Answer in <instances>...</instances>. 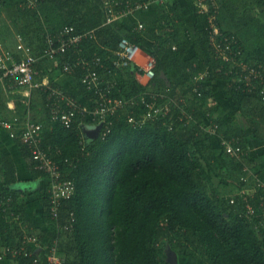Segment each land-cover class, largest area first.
<instances>
[{
  "label": "trees",
  "instance_id": "1",
  "mask_svg": "<svg viewBox=\"0 0 264 264\" xmlns=\"http://www.w3.org/2000/svg\"><path fill=\"white\" fill-rule=\"evenodd\" d=\"M159 1L156 42L153 49H148L144 32L138 31L136 26L129 28L124 20L106 24L104 0H40V4L34 9L18 1L13 4L0 0V13L6 11L9 22L14 24L21 35L18 39L21 38L23 44L30 47L35 55L41 54L46 48L48 34L56 36L65 27H75L77 32L95 31V39L87 40L82 45L83 52L79 53L73 47L66 53L59 54L55 61L50 60L55 63L51 72L58 69L62 71L64 63H74L80 57L91 59L97 55L112 69L110 76L101 73L108 79L116 80L114 97H129L148 89L169 91V94L179 99L187 98L192 107L197 103L198 119H202V110L205 109L204 114L210 112V119L219 124V130L214 135L202 131L196 125L178 127L180 117L183 116L182 110L191 109L177 99L184 109L177 106L172 110V121L175 122L173 129H169L170 118L148 121L142 128L135 129L128 123L127 115L121 112L112 119L113 125L107 135L104 138L102 135L90 138L87 142L89 149L83 151L80 145L81 129L85 122H92L89 115L77 116L72 125L66 127L60 119L51 116L47 96L43 90H38L41 94L39 104L45 114L44 118L37 121L43 125V146L52 149L65 177L73 179L77 187L74 197L63 204L60 222L69 221L70 213L75 214L76 222L70 232L63 233L58 229L50 214L47 185L43 190L37 191L43 210V224L40 228L34 227L27 220L28 201L19 199L16 185L20 180L16 164L12 157L0 152V237H6L0 255L5 247L18 246L25 232L35 235L41 247V251L31 247L33 256H13L10 253L2 260H12L15 264H35L34 259L38 257L41 259L39 264H46L44 259L47 249L57 245L59 255L64 259L62 264H166L167 246L170 245L177 253L182 251L200 264H264V238L260 237L257 230L262 217L256 216L252 220L242 214L244 207L240 193L247 184L257 182L252 175L249 176V181L245 180L249 174L244 171L245 167L251 170L257 165L256 160L248 153V133L232 119L225 121L215 118L219 105L209 107L207 103L210 93L205 90L209 84L231 77L225 75L226 67L222 73L217 71L221 62L212 55L206 19L198 17L197 40L193 41L185 34L186 19L181 3L177 0L171 3ZM118 2L122 4L127 1ZM220 2L224 8L219 20L222 29L236 35L240 44L244 45L240 38L243 36V29L256 21L254 11L264 14V0ZM41 4L42 10L39 8ZM254 5H257L258 10ZM47 6H50L52 12H48ZM121 7L125 9L124 5ZM121 7L119 10H122ZM57 9L60 13L56 16ZM248 14L250 15L247 16ZM27 16L33 20L29 29L25 30L19 27V23ZM58 16H65V21L69 18L68 22L57 29L53 26L43 35L42 17L45 21L51 18L48 21L50 25L55 21L53 17ZM224 25L227 29L223 28ZM124 38L150 54L155 62V77L146 85L133 77L135 65L134 68L130 66L127 72L113 66L115 54ZM192 48L194 56L187 58ZM248 57L252 62L264 65V46L254 48ZM46 61L48 60L37 64L40 71L41 63ZM171 70H176L180 76L176 80H170L168 85L162 74L168 75ZM205 70L209 77L200 85L202 95L199 97L193 91L196 85L194 79ZM85 72L83 67H78L72 75L80 81V90L85 98L94 102L96 93L82 83ZM51 83L64 90L52 80ZM228 92L243 106L254 101L261 103L255 105L252 112L255 117L248 119L247 123L255 138L264 141V135L260 134V129L264 127V102L259 100L258 91L246 93L233 83L228 87ZM31 106L34 107V102ZM20 134L21 132L13 138L22 156L28 161L31 172L35 177H46L36 169L31 151L22 143ZM222 138L239 140V157H232L225 152L221 145ZM213 140L217 141V146L213 144ZM215 148L227 156L226 160L230 161L232 171L237 174V177L229 179L237 185L238 191L226 194L225 197L208 196L211 173L205 175L201 172L203 160L211 165L209 160L215 159ZM214 163V170L217 171L220 169L219 163L216 159ZM217 174L220 173L217 171ZM262 196L264 192L259 188L255 199H251L250 203L254 204L257 200L264 203ZM233 198L236 205L231 204ZM9 199L12 201L7 203ZM6 207H11L19 220ZM259 229L264 232V227Z\"/></svg>",
  "mask_w": 264,
  "mask_h": 264
},
{
  "label": "built area",
  "instance_id": "2",
  "mask_svg": "<svg viewBox=\"0 0 264 264\" xmlns=\"http://www.w3.org/2000/svg\"><path fill=\"white\" fill-rule=\"evenodd\" d=\"M196 7L199 9V13L202 15L208 14L209 25L206 28L209 34V42L213 45L214 49L222 54L224 61L233 64L242 70L247 71L248 74L245 77L238 78L239 89L246 85L251 88L253 86V79H258V82L262 83L261 97L264 101V79L263 66L259 65L255 68L246 66V62L242 59V53L237 47V40L234 37H230L222 33L219 29L216 21V14L214 9L216 8L214 0H192ZM22 4L27 5L29 8H36L40 4V0H21ZM107 21L106 24H112L115 21L123 20L126 16L136 13L138 11L147 10L150 8L148 3L131 2L119 3L117 0H104ZM125 6V9L121 7ZM119 7L122 10H119ZM143 24L138 25V29L141 30ZM95 39V31L88 30L83 32H77L75 27L68 26L60 30L56 36L51 34L47 35V46L44 51L35 55L34 53H27L28 49L24 46L22 39H19L17 49L24 51L26 55L20 57L19 53L13 50L7 49L0 43V73L1 80L6 81L7 86L10 89L25 88L29 92L35 90H43L48 99V108L50 109L51 116L54 119H60L61 123L70 127L77 116H94L97 119V135L104 138L110 131V127L113 125V118L116 117L117 111L123 108L127 104L135 105V99L141 98L146 106V111L143 115L130 114L127 119L128 123L133 128H142L148 121H158L165 118H170L169 129H173L174 122L172 105L174 101L169 99L168 95L163 91H147L141 96H135L131 99H120L113 96V90L116 88L115 79H103L102 73L109 75L112 73L111 67H107L105 60L102 57L95 55V57L89 59L87 57H80L74 63H64L62 71L66 74H73L75 68L83 67L86 72L82 78V83L90 90L96 93L97 98L93 102L94 110L91 112L88 108L84 107L82 103L68 94L66 91L52 86V83L48 76L39 80L38 76L40 70L37 68V64L44 60H55L59 54L66 53L71 48H76L79 53L83 52L82 45L85 41ZM141 52L140 47L130 43L127 38L122 39L119 44V50L116 52L117 58L113 61V66L116 69H125L132 62L136 61L138 53ZM138 72L143 77L147 78V83L152 81L155 77V62L153 58L147 59L144 63L137 65ZM104 69V70H103ZM102 70V71H101ZM107 73V74H106ZM110 76V75H109ZM206 74H198L195 78L196 87L195 92L201 96V88L197 85L198 82L205 79ZM158 101H162L159 103ZM187 125L192 123L193 117L188 112H184L181 117ZM186 119V120H185ZM1 124L4 128L12 130L11 136L15 137L14 123L8 121H2ZM206 127V128H205ZM208 133L216 134L218 125L209 123L207 126H202ZM41 123L35 122L31 119H27L24 124L23 131L20 134V139L23 144L27 145L31 151L34 161L36 162V169L44 173L48 179L49 193H50V213L56 226L63 233L72 231L73 225L76 222V216L74 213H70L69 221L61 223V209L65 201L72 199L76 193V182L73 179L66 178L62 172L60 163L54 158L51 148L43 146ZM90 138L87 136H81L80 145L82 150H87V142ZM222 147L225 148V152L232 157H239L241 154L240 142L238 139L222 138ZM89 149V148H88ZM59 153V152H58ZM67 162V161H66ZM252 170V169H251ZM247 167L244 171H248L245 177L246 181H249L251 175ZM254 177V176H253ZM255 179V178H254ZM254 187L260 189L264 186H260L259 182L255 183ZM253 186L251 188H254ZM244 189V193H240L243 200L241 201L244 210L242 214L249 218L254 219L256 216L262 217V221L258 224V228L264 227V211L261 212L259 206L254 202L250 203L255 194H250L249 189ZM234 199V198H233ZM231 200V204L236 205V201ZM12 200L9 199L7 203ZM9 205V204H8ZM12 216H16L12 208L9 207ZM19 220V216L15 217ZM39 239L35 235L27 234L25 232L21 243L16 247H5L1 252L0 260L7 254L13 256L24 255L27 257L33 256L32 248L41 249L39 246ZM47 259L46 264H62L63 258L59 255L57 245L47 249L45 255ZM38 257L34 259L35 264H39Z\"/></svg>",
  "mask_w": 264,
  "mask_h": 264
},
{
  "label": "crops",
  "instance_id": "3",
  "mask_svg": "<svg viewBox=\"0 0 264 264\" xmlns=\"http://www.w3.org/2000/svg\"><path fill=\"white\" fill-rule=\"evenodd\" d=\"M6 1H9L13 4H15L17 2V0H6ZM117 1H119V0H117ZM126 1H131V2L139 1L142 3H148L149 4V6H150L149 9L143 10V11H138L136 13H132V14L126 16L123 20H124V24L127 27L133 28L134 26H136L138 31H143L146 47L148 49H153L155 42H156V34L158 33L157 28H156L157 21H158L157 9H158L159 3H161V2L159 0H126ZM161 1L162 2L167 1V2L171 3V1H174V0H161ZM177 1L179 3H181L182 10L184 12V16L186 19V21H185V23H186L185 34L190 39L195 41V40H197L196 22H197L198 17L199 18L204 17L206 19V28H207L209 25L208 23H209V17L210 16H208V14H205V15L200 14L198 7L195 6V4L192 0H177ZM18 2H20V4H22L20 0ZM214 2L216 5V8L214 9V13L216 14L215 18H216V21L218 23L219 29L225 35L230 36V37H234L237 40V42H238L237 47L239 48V50L242 53L241 56H242V59L246 62V66L248 65L250 68H255V67H258L259 65H262L263 69H264L263 64L251 61V58L248 57L245 46L240 44L239 39L236 37V35L230 34V33L226 32L225 30L222 29L219 20H220L221 14H222V10H224V8L221 5L220 0H214ZM103 4H104V2H103ZM46 5H48V4H46ZM42 6H43L42 4L39 6V8H41V10H42ZM38 12H39V9H38ZM62 18L64 19L65 16ZM68 19H66V21ZM66 21L64 20L63 23L66 24L68 22V21L67 22ZM140 23L143 24V28L141 30L138 29V25ZM45 25L48 26V24H45ZM53 26L55 29H57V28L61 27V24L60 25L56 24ZM0 27H1L0 28V43L4 47H6L7 49L18 51L20 57H24L26 53H24V51H22V50L17 49V44L19 43V39H15L16 37H18L17 31L14 27V24L9 22V20L6 16V13H2V12L0 13ZM223 28L227 29L225 25L223 26ZM12 41H13V43H12ZM8 43H11V44L9 45ZM209 46H210L213 57L217 61L221 62V66L217 69V71L222 73L223 68L226 67L225 75L230 76L231 78L228 80H224V81L230 82L231 85H233V83L237 84V88H238L240 82H238L237 79L240 78L241 76L245 77L248 74V72L242 70V68H238V67L234 66L233 64H230V63L224 61L222 54L220 52H218L217 50H215L213 45L210 42H209ZM173 49H176V46L175 47L173 46ZM192 51L195 52L192 48L190 50L187 58H192L194 56V55L193 56L191 55ZM115 58H117V54H115ZM149 58H152L151 55L144 52L143 50H141V52L138 53V55L136 57V61H134L128 67H126L124 71L127 72L128 69L130 68V66L132 68H134V65H135V68L133 69V71H134L133 77L135 76L136 80H138L140 83H142L138 79L139 73H138L136 66L142 62H145ZM54 64L55 63L51 62L50 60H48L44 63H41V71H39L40 74L38 76V79L42 80L46 76H48L50 81L52 80L53 82L57 83L68 94L73 95V97L76 98L77 100H79L84 107L88 108V110H90L92 112L95 108L94 104L92 101L90 102L88 99H86L85 96L81 93V90H80L81 85H80V81L77 79V77L72 75V74H66L63 71H60L59 69L54 71V72H51ZM48 72L50 74H47ZM176 73H178L176 70H171L169 72V74L167 75L168 79H167V81L165 80L168 85H170V80L173 81V80H175L174 78H177V79L179 78V76H177ZM201 73L206 74L204 80L208 79L209 76H208L207 70H205L204 72H201ZM102 76L104 77L103 74H102ZM125 76H126V74H125ZM162 78H163V74H162ZM262 78L264 79V71H263V77ZM204 80L197 83L199 85V87H200V85H202V83H205ZM0 81H1V79H0ZM219 81H222V80H219ZM1 82L2 83L0 84V152L5 154V155L12 157L15 164H16L17 175H18V178L20 180L18 182V184L16 185L18 193L20 194L19 199L20 200L26 199V201H28L27 199H29L30 197H33V199L35 198L34 199L35 200V203H34L35 207L29 203V201H30L29 200L28 201L29 208L26 210L27 218H28L27 220L31 221L30 220L31 216L29 214L33 212L32 209L37 210L39 213L43 212L42 206L39 204L37 191L43 190L44 187H47L48 179L45 176L35 177L33 175V173L31 172V170L29 168L28 161L26 160V158L24 156H22L20 149H19V146L16 143L15 138H13L11 136L12 130H8V129L4 128L3 125L1 124V122L2 121H8V122L14 123V130L13 131L16 133V130H17V132L19 133V132L23 131L24 124H25V121L27 119H31V120L37 122V121H40L42 118H44L45 114H44L41 106L38 107L39 113L37 114L40 119L32 118L31 112L29 111L32 108L31 104L33 102H34V106L37 105V102L35 101V99L40 103V101L36 98V96H34L35 92L38 90L29 92L25 88L10 89L7 86V83H4V81H1ZM195 82H196V80L194 79V83ZM252 82H253V86L251 88H248V87H246V85H243L240 88V90H242L243 92H246V93L258 91L259 97H260L261 101H263V99L261 97V90L263 88L262 83L258 82V79H253ZM142 84L146 85V83H142ZM211 84L213 86H216L215 82H212ZM195 87H196V85H195ZM195 87H194V89H195ZM194 89H193V91H194V93H196ZM150 90L151 91H157L154 89H148V90L143 91V92H138V93H136L132 96H129V97H117V98L131 99L132 97H135L136 95L141 96L142 94H144L145 92L150 91ZM161 91H163V90H161ZM163 92L168 95L169 99H172L174 101V106L172 105V110H174V108H176L177 106H180L178 103V100H177L179 98L175 97L174 95L169 94L170 93L169 91H167V92L163 91ZM28 93L30 94L29 98H28ZM40 96H41V94L39 92V98H40ZM199 97H201V96H199ZM30 100H31V104H30ZM179 100L180 101L182 100L184 102V104L186 105V107L189 106L191 109L190 111L182 110L181 113H184L187 111L188 114L191 117H193V119H192V123L187 125L184 122V120H182L180 117V123H179L178 127H187V126L196 125L197 127L200 126L199 128L202 131L208 133L204 128H202V126H207L210 122L213 124H217L210 119V117H209L211 114L210 112L209 113L207 112L206 115L202 114V119H198L196 116V110H194L195 108L191 106V101H188L187 98H185V97H181ZM135 101H136L135 105L127 104L123 108H120L117 111L116 117L121 112L125 113L127 115V117L130 114L143 115L146 111L145 104L143 103L141 98H137V99H135ZM158 102L161 103L162 101H158ZM207 103H209V107L215 106V105L214 106L211 105V103L209 101V97H208ZM180 107H182V106H180ZM88 118L92 122H85L82 125L81 136L84 135V136H87L88 138H90L91 135H96L95 132L97 131V127H95V126H97V119H94V116L93 115L91 116V114L88 116ZM174 124H175V122H174ZM217 125H219V124H217ZM218 130H219V126H218L217 131ZM218 136H219V134H218ZM36 217H38V216H36ZM37 219L42 220L41 218H37ZM31 223H32V221H31ZM42 224H43V222H42ZM33 226L36 227L37 225L33 224ZM5 242H6V237L1 236L0 237V250H1V247L3 245H5ZM45 262H47V259H44V263ZM0 264H15V263L12 260H1Z\"/></svg>",
  "mask_w": 264,
  "mask_h": 264
},
{
  "label": "rangeland",
  "instance_id": "4",
  "mask_svg": "<svg viewBox=\"0 0 264 264\" xmlns=\"http://www.w3.org/2000/svg\"><path fill=\"white\" fill-rule=\"evenodd\" d=\"M17 1H19V0H17ZM221 5H222V3H221ZM254 7L256 10H258L257 5L256 6L254 5ZM49 8H50V6L46 7L48 12H52V10H50ZM59 12H60V10L57 9L55 14L57 15ZM2 13H6V11H2ZM261 14H263V13H261ZM6 15H7V13H6ZM249 15L250 14H248L247 16H249ZM254 15H255L256 21H253L249 25H246V27L243 29L244 30L243 36L240 37L244 43L246 52L248 54L250 51H252L257 46H264V14L260 15L254 11ZM53 18L55 19V21L53 23L51 22L49 25L48 21H50L51 18L45 21V19L42 17L43 35L48 33L49 30H51V27L53 28L54 24H59V25L64 24L63 18H60V17H53ZM32 20L33 19L31 17L27 16V18H24L23 21L21 23H19V27L23 28L25 30L29 29L28 27H29V24L32 22ZM46 23L48 24V26L45 25ZM229 25L233 27V25L231 23H229ZM228 29H229V27H228ZM17 35H18V37L21 36L18 31H17ZM18 37H16L15 39H18ZM12 43H13V41H12ZM8 44L10 45L11 43H8ZM27 49H28L27 53L33 52L32 49L28 46H27ZM194 53L195 52L192 51L191 55L193 56ZM142 63H144V62H142ZM176 75L180 76L179 73H176ZM103 79H107L106 76H104ZM138 79L142 83L147 82V78L143 77L141 74H139ZM174 79L176 80L177 78H174ZM215 84H216V86L209 84L208 88L205 90V91H209V93H210L209 101H210L211 105L212 106H214V105L218 106L219 105V107H220L218 112L215 113V118H220V119H223L225 121H231V119H232L234 122H237L238 124L242 125L245 128V131H247V133H248V140H247L248 141V153L257 162L256 167L251 170L250 174L252 176H254L255 181L259 182L260 186L262 188V186H264V141H258L255 138V136L252 133V130L249 128V124L247 123L248 119L255 117V115L252 112H253L255 105H257L260 102L254 101V102H250L249 104H246V106H243L242 104H240L238 101H236L235 99H233L229 95L228 87H230V85H231L230 82L222 80V81L215 82ZM34 96H36V98L39 99V91H36ZM29 97H30V94L28 93V98ZM259 100H261V99L259 98ZM35 101L37 102V105L32 107L29 111L31 112L32 118L40 119L37 115L39 113L38 107H40V104L36 99H35ZM197 107H198V104L194 103V108H195L194 110H196ZM202 111H203L202 112L203 115H206V113L204 114L205 109ZM19 133L16 130L15 134L18 135ZM260 134L264 135V127L260 129ZM213 144H215L217 146V141L213 140ZM214 157L216 159V162L219 163L220 169L217 170L220 173L219 175L217 174V171L214 170V168H215L214 160L215 159L209 160L211 165H208L207 161L203 160V165H202L203 169H201L202 174L204 173L205 175H209V173H211V179L208 180L209 183L207 182L209 184V188L207 190L208 196H210V197L211 196L212 197H215V196L225 197V196H227L226 194H229L231 192L233 194V192L235 190L237 192L239 188L237 187V185H235L233 182L230 181L231 177H237V174L232 171L230 161L226 160L227 156L225 154H221L220 151L219 150L217 151L215 148ZM226 177H228V178H226ZM252 185L254 187L255 183L253 182V184L252 183H249V185L247 184L244 189H248V188L252 187ZM258 190H259V187H254V188L249 189V193L251 195L255 194V193L257 194ZM262 190H263V188H262ZM242 193H244V191ZM256 194H255V196H256ZM255 196L253 199H255ZM262 197L264 198V196H262ZM34 199H33V197H30L27 200L28 201L30 200L29 203L35 207V205H34L35 200ZM256 204L259 206L260 211L263 212L264 211V203H260V201L257 200ZM32 211L33 212L29 214L31 216L30 220L32 221V223L34 225H37V227L40 228L41 224H42V220H38L37 218H42L41 217L42 212L39 213L37 210H34V209H32ZM36 216H38V217H36ZM257 230H259L258 233H259L260 237L263 239L264 238V234H263L264 232L259 228H257ZM38 250H40V249H38ZM38 250H37V252L40 253L41 250L40 251H38ZM189 262L192 264H200L199 261L192 259L189 255L183 253L182 251L180 253H177L175 250L172 249V247L170 245L167 246L166 264H188Z\"/></svg>",
  "mask_w": 264,
  "mask_h": 264
},
{
  "label": "water",
  "instance_id": "5",
  "mask_svg": "<svg viewBox=\"0 0 264 264\" xmlns=\"http://www.w3.org/2000/svg\"><path fill=\"white\" fill-rule=\"evenodd\" d=\"M163 79L167 81L168 77L165 73H163ZM96 135H91L90 138H98L99 136L97 135V131L95 132Z\"/></svg>",
  "mask_w": 264,
  "mask_h": 264
},
{
  "label": "clouds",
  "instance_id": "6",
  "mask_svg": "<svg viewBox=\"0 0 264 264\" xmlns=\"http://www.w3.org/2000/svg\"><path fill=\"white\" fill-rule=\"evenodd\" d=\"M133 63V62H132ZM148 84V83H147Z\"/></svg>",
  "mask_w": 264,
  "mask_h": 264
}]
</instances>
